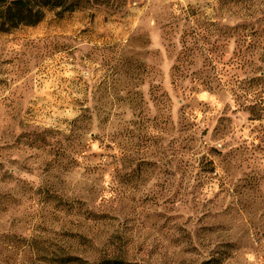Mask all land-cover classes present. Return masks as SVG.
Returning <instances> with one entry per match:
<instances>
[{
  "label": "rangeland",
  "instance_id": "1",
  "mask_svg": "<svg viewBox=\"0 0 264 264\" xmlns=\"http://www.w3.org/2000/svg\"><path fill=\"white\" fill-rule=\"evenodd\" d=\"M102 260L264 264V0H0V264Z\"/></svg>",
  "mask_w": 264,
  "mask_h": 264
},
{
  "label": "trees",
  "instance_id": "2",
  "mask_svg": "<svg viewBox=\"0 0 264 264\" xmlns=\"http://www.w3.org/2000/svg\"><path fill=\"white\" fill-rule=\"evenodd\" d=\"M73 259H75V261H79L78 258H73ZM95 264H115V262H112V261H109V260H102V261H99V262H97Z\"/></svg>",
  "mask_w": 264,
  "mask_h": 264
}]
</instances>
